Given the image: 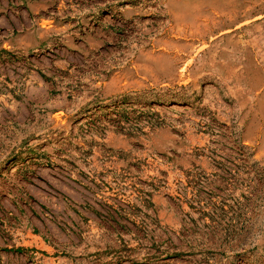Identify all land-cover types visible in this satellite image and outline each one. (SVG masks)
Returning <instances> with one entry per match:
<instances>
[{
	"label": "rangeland",
	"instance_id": "rangeland-1",
	"mask_svg": "<svg viewBox=\"0 0 264 264\" xmlns=\"http://www.w3.org/2000/svg\"><path fill=\"white\" fill-rule=\"evenodd\" d=\"M0 264H264V0H0Z\"/></svg>",
	"mask_w": 264,
	"mask_h": 264
}]
</instances>
